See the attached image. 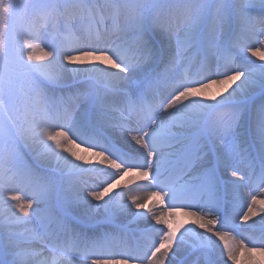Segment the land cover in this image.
<instances>
[{"label":"snow or ice","instance_id":"6c2138e0","mask_svg":"<svg viewBox=\"0 0 264 264\" xmlns=\"http://www.w3.org/2000/svg\"><path fill=\"white\" fill-rule=\"evenodd\" d=\"M0 264H264V0H0Z\"/></svg>","mask_w":264,"mask_h":264},{"label":"bare ground","instance_id":"6f19581e","mask_svg":"<svg viewBox=\"0 0 264 264\" xmlns=\"http://www.w3.org/2000/svg\"><path fill=\"white\" fill-rule=\"evenodd\" d=\"M129 179H130V177H129L127 180H125V182L128 181ZM123 183H124V182L121 183V187L123 186ZM115 191H119V188L115 189ZM115 191L112 193L113 195L115 194ZM141 195H143V193H141ZM132 211L135 212L136 209L133 208Z\"/></svg>","mask_w":264,"mask_h":264}]
</instances>
